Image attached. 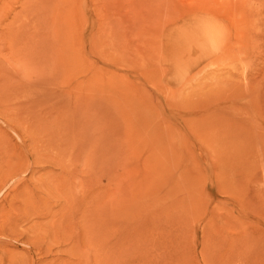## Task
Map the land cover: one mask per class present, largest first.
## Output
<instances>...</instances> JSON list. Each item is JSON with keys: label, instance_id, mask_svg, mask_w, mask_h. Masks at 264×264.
Masks as SVG:
<instances>
[{"label": "rangeland", "instance_id": "374dc122", "mask_svg": "<svg viewBox=\"0 0 264 264\" xmlns=\"http://www.w3.org/2000/svg\"><path fill=\"white\" fill-rule=\"evenodd\" d=\"M0 264H264V0H0Z\"/></svg>", "mask_w": 264, "mask_h": 264}]
</instances>
